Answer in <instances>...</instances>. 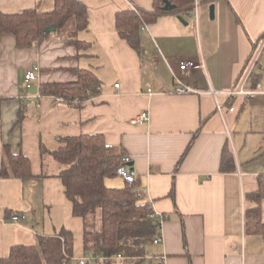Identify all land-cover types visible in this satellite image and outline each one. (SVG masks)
I'll use <instances>...</instances> for the list:
<instances>
[{
	"label": "crops",
	"instance_id": "0c3cea01",
	"mask_svg": "<svg viewBox=\"0 0 264 264\" xmlns=\"http://www.w3.org/2000/svg\"><path fill=\"white\" fill-rule=\"evenodd\" d=\"M80 1L89 29L79 39L90 44L81 53L60 34L27 49L11 34L0 36V171L6 147L28 157L32 171L23 180L0 176V260L14 246L35 245L63 228L73 233L74 260L87 256L84 222L74 217L57 177L62 167L43 152L56 150L65 136L101 134L131 157L135 189L159 225L151 261L264 264V200L261 226L254 229L245 215L264 173V39L257 42L264 0H196L192 11L143 25L141 55L119 36L116 18L135 7L151 11L153 0ZM35 8L51 11L54 1L0 0L6 14ZM185 60H204L205 68L182 72ZM35 66L38 92L31 94L24 75ZM80 68L102 82L82 108L41 94L45 85L75 83ZM178 81L199 93L175 94ZM234 89L260 94L228 96ZM144 112L149 120L133 125ZM226 146L235 171L222 173ZM14 215L23 217L20 223Z\"/></svg>",
	"mask_w": 264,
	"mask_h": 264
},
{
	"label": "trees",
	"instance_id": "16d2710c",
	"mask_svg": "<svg viewBox=\"0 0 264 264\" xmlns=\"http://www.w3.org/2000/svg\"><path fill=\"white\" fill-rule=\"evenodd\" d=\"M53 1L54 8L48 12L38 8L18 14L0 12V36L11 34L19 48L27 49L36 42L60 34L80 53L86 50L89 43L79 39V33L89 29L86 6L80 0ZM165 1L176 6V10L165 12ZM153 3L151 11L135 7L119 13L116 18L119 36L139 55L143 52L140 35L143 25L154 23L162 16H181L192 11L196 0H153ZM238 23L242 26L240 20ZM51 26L56 27V32L46 33ZM263 39L264 33L257 42ZM252 45L256 49V42L252 41ZM76 75L78 80L75 83L45 85L40 89L41 94L60 98L68 107L82 108L87 101L98 96L102 82L90 69L80 68L76 70ZM45 150L42 152L62 167L57 177L62 181L66 197L72 203L74 217L84 222V250L87 255L112 257L123 254L127 257L125 263L144 261L148 242L159 234V225L151 218V205L135 189V183L110 188L105 182L107 178L117 176L116 171L127 156L125 150L109 146L101 134L65 136L60 139L56 150ZM220 170L222 173L235 171L234 158L227 146L223 151ZM0 176L22 180L30 178L32 171L29 158L22 152L13 153L6 147ZM262 200L264 173L259 175L258 191L250 196L253 206L245 213L247 222L254 229L262 225ZM0 264H76L73 233L63 228L55 235L39 236L35 245L14 246L9 256L0 260ZM150 264L156 263L151 261Z\"/></svg>",
	"mask_w": 264,
	"mask_h": 264
},
{
	"label": "built area",
	"instance_id": "2783aa9c",
	"mask_svg": "<svg viewBox=\"0 0 264 264\" xmlns=\"http://www.w3.org/2000/svg\"><path fill=\"white\" fill-rule=\"evenodd\" d=\"M196 68H205V63L204 60H201V62H196L194 60H185L182 61L179 65V69L182 72H187L190 71L192 69H196ZM39 73H40V68L38 66L29 68L26 70V73L24 75V88L26 91H29L32 88V83L34 81H36L39 77ZM179 82V81H178ZM118 87V85L116 86ZM193 93H199L198 90L192 88L191 86H184L183 84H181L179 82V86H177L176 90H175V94H179V95H187V94H193ZM257 94H260V92L258 91H249V92H245L239 89H234L232 91H230L229 93H227L228 96L233 97L235 95H242V96H246V97H253L256 96ZM219 95V93L214 92V96L217 97ZM58 102H62V99L58 98L56 99ZM217 110L219 112H222L224 110L223 105L221 104H217ZM234 107L231 106L230 107V111L234 112ZM149 120V115L147 113H142L141 115H139L136 119H133L131 121V123L133 125H137L143 122H146ZM132 162V159L130 156H126L122 165H120L116 171V174L118 177L122 178L125 183L132 185L135 183V176L134 174H132L130 172V166L129 164ZM23 219V217L19 216V215H14L12 216L11 220L14 223H20L21 220ZM161 242V237H157L154 239L153 243L154 244H159ZM127 261V257L123 254H117L115 256L112 257H103V256H85L82 259L79 260H74V262L76 264H97V263H103V264H125V262Z\"/></svg>",
	"mask_w": 264,
	"mask_h": 264
},
{
	"label": "rangeland",
	"instance_id": "374dc122",
	"mask_svg": "<svg viewBox=\"0 0 264 264\" xmlns=\"http://www.w3.org/2000/svg\"><path fill=\"white\" fill-rule=\"evenodd\" d=\"M263 143H264V141H263ZM105 182H106V185L110 188H120V187H123L125 185L124 180L118 176L107 178ZM154 248H155V245L151 241L148 242L147 247H146L147 256H146L144 261H142V262L129 261L125 264H150L151 263V257L154 255V251H153Z\"/></svg>",
	"mask_w": 264,
	"mask_h": 264
},
{
	"label": "water",
	"instance_id": "95a60500",
	"mask_svg": "<svg viewBox=\"0 0 264 264\" xmlns=\"http://www.w3.org/2000/svg\"><path fill=\"white\" fill-rule=\"evenodd\" d=\"M163 10L165 11V12H170V11H174V10H176V6H174V5H172L169 1H165V6H164V8H163ZM210 16H211V18L212 19H214V5H211L210 6ZM181 20V19H180ZM182 21V23H184V21L183 20H181ZM186 24V23H185ZM56 27L55 26H51V27H49L47 30H46V33H54V32H56ZM29 92L31 93V94H36L37 92H38V89L36 88V87H34V88H31L30 90H29ZM129 166H130V172L132 173V174H134V163H130L129 164Z\"/></svg>",
	"mask_w": 264,
	"mask_h": 264
}]
</instances>
